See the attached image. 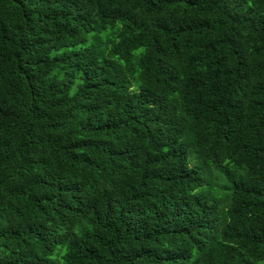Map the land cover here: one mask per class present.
<instances>
[{
	"label": "trees",
	"instance_id": "obj_1",
	"mask_svg": "<svg viewBox=\"0 0 264 264\" xmlns=\"http://www.w3.org/2000/svg\"><path fill=\"white\" fill-rule=\"evenodd\" d=\"M0 264H264V0H0Z\"/></svg>",
	"mask_w": 264,
	"mask_h": 264
}]
</instances>
